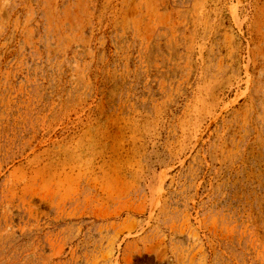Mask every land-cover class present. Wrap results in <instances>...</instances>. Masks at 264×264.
I'll use <instances>...</instances> for the list:
<instances>
[{"label":"rangeland","instance_id":"1","mask_svg":"<svg viewBox=\"0 0 264 264\" xmlns=\"http://www.w3.org/2000/svg\"><path fill=\"white\" fill-rule=\"evenodd\" d=\"M0 264H264V0H0Z\"/></svg>","mask_w":264,"mask_h":264}]
</instances>
